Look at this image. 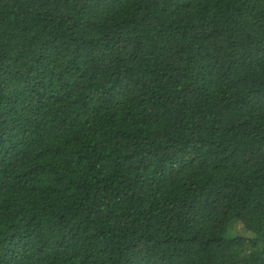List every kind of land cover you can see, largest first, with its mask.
I'll use <instances>...</instances> for the list:
<instances>
[{"label":"trees","instance_id":"16d2710c","mask_svg":"<svg viewBox=\"0 0 264 264\" xmlns=\"http://www.w3.org/2000/svg\"><path fill=\"white\" fill-rule=\"evenodd\" d=\"M0 264H264V0H0Z\"/></svg>","mask_w":264,"mask_h":264}]
</instances>
